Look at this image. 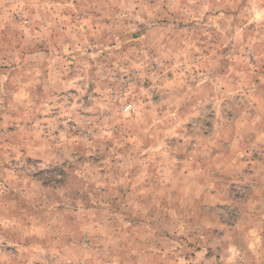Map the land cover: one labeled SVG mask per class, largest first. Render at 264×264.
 Here are the masks:
<instances>
[{"label": "rangeland", "instance_id": "1", "mask_svg": "<svg viewBox=\"0 0 264 264\" xmlns=\"http://www.w3.org/2000/svg\"><path fill=\"white\" fill-rule=\"evenodd\" d=\"M0 264H264V0H0Z\"/></svg>", "mask_w": 264, "mask_h": 264}]
</instances>
